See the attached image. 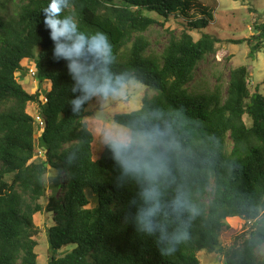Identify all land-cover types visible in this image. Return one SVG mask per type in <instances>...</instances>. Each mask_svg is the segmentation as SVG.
<instances>
[{
  "label": "trees",
  "instance_id": "obj_1",
  "mask_svg": "<svg viewBox=\"0 0 264 264\" xmlns=\"http://www.w3.org/2000/svg\"><path fill=\"white\" fill-rule=\"evenodd\" d=\"M69 4L65 14L75 17L81 31L108 35L110 72L155 93L143 99L140 110L117 115L114 122L130 133L137 124L169 132L178 150L166 153L175 182L166 187L164 200L170 204L176 188L183 187L199 215L163 210L169 233L186 225L187 238L177 245L160 243L159 232L150 236L138 230L140 185L123 176L109 144L94 158V135L85 120L95 97L73 111L72 101L82 92L74 90L67 62L54 56L44 25L48 0H0V264H38L41 232L34 217L42 212L54 215L51 251L71 248L50 264H201L202 252L223 256L225 264H264L257 259L264 246V79L252 91L250 71L241 66L231 71L227 88L194 86L200 65L220 43L205 32L215 5L203 0ZM198 8L203 16L194 19ZM172 17L186 21L183 30L170 33L163 50L154 52L146 34L160 24L157 18L167 23ZM196 31H201L198 39ZM258 31L252 56L264 43V26ZM81 62L99 72L95 58ZM30 63L37 83L49 84L45 94L41 89L30 94L19 82ZM29 104L38 105L43 133L27 112ZM50 169L56 172L52 186L61 194L51 195L44 206ZM229 221H242L249 231L226 248L223 238L233 233ZM168 247L175 250L162 252Z\"/></svg>",
  "mask_w": 264,
  "mask_h": 264
},
{
  "label": "clouds",
  "instance_id": "obj_2",
  "mask_svg": "<svg viewBox=\"0 0 264 264\" xmlns=\"http://www.w3.org/2000/svg\"><path fill=\"white\" fill-rule=\"evenodd\" d=\"M69 6V0H48L43 14L44 25L54 44V56L67 62L69 74L76 81L74 90L82 92L72 101L73 111H78L92 97H124L131 78L126 75L114 76L110 72L108 65L113 60V46L108 35L99 31L92 34L81 31L75 17L65 14ZM86 57L95 58L99 72L81 62ZM105 138L123 176L140 185L142 204L135 216L138 230L150 236L159 232L160 243H181L187 238L186 225L169 233L161 219L166 216L163 210L171 209L177 216L188 213L190 218H195L199 215V208L183 187L176 188L175 198L170 204L164 200L166 187L175 182L166 153L178 150L169 132L160 127L148 129L137 124L131 134L109 132ZM160 148L163 151H159ZM174 250V247H168L162 252L171 253Z\"/></svg>",
  "mask_w": 264,
  "mask_h": 264
},
{
  "label": "rangeland",
  "instance_id": "obj_3",
  "mask_svg": "<svg viewBox=\"0 0 264 264\" xmlns=\"http://www.w3.org/2000/svg\"><path fill=\"white\" fill-rule=\"evenodd\" d=\"M203 2L206 6L215 5L211 11L212 21H210V26L205 32L216 35L220 39V43L217 46L216 54L207 58L200 65L196 73L195 88L198 90L213 89L218 84L225 85L227 88L231 71L246 66L250 71L251 90L254 91V88L261 84L264 79V43L260 52L251 55V51L256 44L254 36H258L260 34L258 28L264 26V0H203ZM201 10L199 8L195 10L194 19L202 15L200 14ZM157 20L160 24L154 26L146 36L151 42L152 50L160 53L168 43L170 33H181L186 21L176 17H172L170 22L167 23H164L160 18H157ZM161 24H164V27ZM167 30L170 32H167ZM194 35L198 39L201 31L194 32ZM31 67L33 65L30 63L27 65L25 72L19 74V82L30 94L35 93L38 89H41V92L45 94L46 87L49 84L39 85L28 74ZM146 96L152 99L155 93L132 80L126 86L124 97H109L108 99L95 97L86 110L89 115L85 120L89 130L94 135L93 153L95 159L101 155L104 147L108 144L105 138L106 133L131 134L128 129L117 125L114 122V117L140 110ZM27 112L36 121L41 119L38 105L29 104ZM247 122L250 124V121L247 120ZM43 156L39 155L40 158ZM55 175L56 172L50 169L46 176L48 190L46 198L41 200L44 206L47 205L48 198L51 195L61 194L59 190H55L52 186L51 179ZM53 216V214L42 212L34 217L35 225L41 232L37 237L38 264H50L53 256L63 257L69 252L68 248L71 249L68 247L58 252L51 251L48 231L54 225ZM229 224L233 229V233H226L223 238V245L226 248L232 246L236 237L249 231V228L242 221H229ZM257 259L258 261L264 259V246L258 251ZM199 260L201 264H225V258L216 253L202 252L199 254Z\"/></svg>",
  "mask_w": 264,
  "mask_h": 264
},
{
  "label": "built area",
  "instance_id": "obj_4",
  "mask_svg": "<svg viewBox=\"0 0 264 264\" xmlns=\"http://www.w3.org/2000/svg\"><path fill=\"white\" fill-rule=\"evenodd\" d=\"M28 74L31 75L34 79H35V76H36V70L34 69V67H31L28 71ZM47 101V100H46ZM38 125L40 126V133H43L44 130H45V127H46V124L44 122L43 119H39L37 121ZM39 155L40 156H43L44 153L42 151H39Z\"/></svg>",
  "mask_w": 264,
  "mask_h": 264
}]
</instances>
